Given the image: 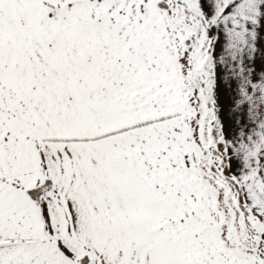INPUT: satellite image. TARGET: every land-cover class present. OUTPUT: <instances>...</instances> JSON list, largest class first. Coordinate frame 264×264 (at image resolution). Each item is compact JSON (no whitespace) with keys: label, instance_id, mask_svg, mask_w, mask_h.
Here are the masks:
<instances>
[{"label":"snow or ice","instance_id":"1","mask_svg":"<svg viewBox=\"0 0 264 264\" xmlns=\"http://www.w3.org/2000/svg\"><path fill=\"white\" fill-rule=\"evenodd\" d=\"M0 264H264V0H0Z\"/></svg>","mask_w":264,"mask_h":264}]
</instances>
